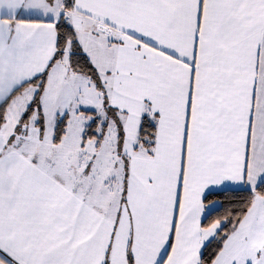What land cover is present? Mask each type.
I'll use <instances>...</instances> for the list:
<instances>
[{"label": "snow or ice", "instance_id": "snow-or-ice-1", "mask_svg": "<svg viewBox=\"0 0 264 264\" xmlns=\"http://www.w3.org/2000/svg\"><path fill=\"white\" fill-rule=\"evenodd\" d=\"M0 264H264V0H0Z\"/></svg>", "mask_w": 264, "mask_h": 264}]
</instances>
